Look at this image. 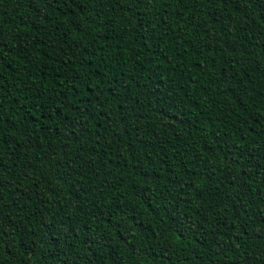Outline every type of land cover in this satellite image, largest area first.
I'll use <instances>...</instances> for the list:
<instances>
[{
  "label": "trees",
  "instance_id": "16d2710c",
  "mask_svg": "<svg viewBox=\"0 0 264 264\" xmlns=\"http://www.w3.org/2000/svg\"><path fill=\"white\" fill-rule=\"evenodd\" d=\"M0 264H264V0H0Z\"/></svg>",
  "mask_w": 264,
  "mask_h": 264
}]
</instances>
